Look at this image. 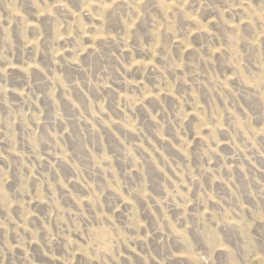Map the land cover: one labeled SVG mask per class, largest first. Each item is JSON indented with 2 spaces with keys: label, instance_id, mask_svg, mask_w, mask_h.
<instances>
[{
  "label": "rangeland",
  "instance_id": "rangeland-1",
  "mask_svg": "<svg viewBox=\"0 0 264 264\" xmlns=\"http://www.w3.org/2000/svg\"><path fill=\"white\" fill-rule=\"evenodd\" d=\"M0 264H264V0H0Z\"/></svg>",
  "mask_w": 264,
  "mask_h": 264
}]
</instances>
